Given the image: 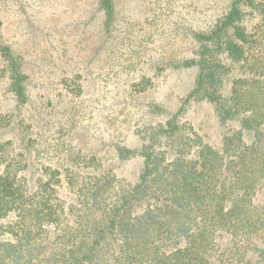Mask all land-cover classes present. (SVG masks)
<instances>
[{
  "label": "trees",
  "instance_id": "trees-1",
  "mask_svg": "<svg viewBox=\"0 0 264 264\" xmlns=\"http://www.w3.org/2000/svg\"><path fill=\"white\" fill-rule=\"evenodd\" d=\"M106 21L114 0H98ZM245 7L260 20L244 24ZM255 12V13H254ZM194 85L163 124L150 127L134 183L86 160L61 171L30 164L0 142V264H264V6L230 0L197 31ZM0 62L18 104L26 75L3 46ZM205 101L224 132L221 147L180 121ZM4 114H0V125ZM64 191V193H62Z\"/></svg>",
  "mask_w": 264,
  "mask_h": 264
},
{
  "label": "rangeland",
  "instance_id": "rangeland-1",
  "mask_svg": "<svg viewBox=\"0 0 264 264\" xmlns=\"http://www.w3.org/2000/svg\"><path fill=\"white\" fill-rule=\"evenodd\" d=\"M97 1L0 0V59L8 46L27 94L25 104L15 101L0 62V142L12 140L15 153L29 144V163L56 167L62 177L66 167L95 159L134 183L142 158L119 151L139 152L150 127L183 104L198 70L183 65L197 57L194 33L208 30L230 0H114L110 23ZM252 9H244L248 28L261 16ZM179 117L221 147L225 128L212 104L190 101Z\"/></svg>",
  "mask_w": 264,
  "mask_h": 264
}]
</instances>
